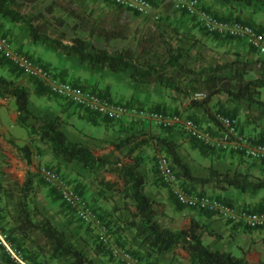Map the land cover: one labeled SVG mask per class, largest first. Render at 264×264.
<instances>
[{
	"label": "rangeland",
	"instance_id": "rangeland-1",
	"mask_svg": "<svg viewBox=\"0 0 264 264\" xmlns=\"http://www.w3.org/2000/svg\"><path fill=\"white\" fill-rule=\"evenodd\" d=\"M147 1L152 11L140 15L107 0H17L20 13L32 20L34 26L44 30L48 38L66 45H71V40L79 37L91 41L95 47L108 52L128 50L134 60L142 66L161 63L170 51H174L179 46L188 51L189 55L185 58L184 64L193 68L195 73L200 68L234 60H239L241 67L249 70L251 77L260 73L264 56L255 54L244 41L207 33L194 17L178 10L173 0ZM198 2L202 10L214 17L241 22H245L240 18L242 14L260 9L264 5L256 2L246 5L242 0H198ZM3 22L0 23V32L10 39L18 53L42 64L43 61L52 63L50 65L55 68L50 66L49 70L56 80L88 89L97 95L103 94L100 97L114 105L147 111H164L163 113L175 117H189L210 133L218 128L217 115L236 118L238 124L245 116H262L264 122V95L260 96L263 102L261 105L237 102L221 94L212 96L202 108H189L190 100L201 101L207 93L200 83H187L190 78L188 75H177L182 82L180 92L162 88L153 80L135 84L123 71L114 73L105 67H91L81 63L76 55L66 54L45 40L38 42L36 47L40 55L27 51L28 48L23 49V42L19 40L25 36L27 44L33 46L34 43L29 40L24 27L18 24L12 25V28L9 27L11 31L9 36L3 31ZM63 69L66 70V75L62 74ZM70 71L79 74L74 75ZM0 76L12 79L26 88L31 86L29 84L39 83L1 56ZM45 90L48 95L58 98L56 101L60 104L74 107L65 99ZM43 99L36 98L33 94L28 98L33 102L34 108L44 111L38 112L48 116L61 115V129L68 138L73 142L87 145L96 155L114 151L116 156L128 162L129 157L125 155L128 149L146 140L148 145L140 147L133 155L139 156L138 166L145 179V191L155 202L161 225L176 230L187 227L192 219H196L209 226L213 232V235L207 233L203 235L205 245L211 249L224 245L220 242L222 236L226 234L223 231L224 226L218 223L221 218L218 217L213 221L204 220L206 214L180 207L175 199L176 191H184L187 188L193 190L195 194L201 193L209 197L213 195L202 193L197 185L187 184L177 175L178 172L171 163L170 179L162 178L157 170V158L163 154L154 146V138L159 136L172 139L191 173L198 176L208 175L210 168L226 171V165L221 164V161L224 162L230 153L223 154L224 152L207 149L204 145L188 139L177 128L162 129L152 122L134 118L115 121L76 107L70 108L69 111L65 108L66 110L62 112L60 105L45 107L42 104ZM87 113L104 118V123L99 118V121L94 118L93 122L97 124L96 126L86 123L84 119H90V115L86 117ZM29 121L35 125L39 124L36 121ZM105 123H110V126ZM14 129L20 135L27 136L21 127L15 126ZM27 139V145L32 151L29 164L24 162L5 140L0 142V227L5 229H0V264H17L10 250L29 264H69L68 260L51 258L48 241L42 232L26 227L23 229L25 233H20L22 202L31 210L32 220L36 222L49 220L64 231L67 240L82 250L93 264H121L112 257V247L134 250L143 255L141 258L144 259L143 249L137 245L132 231L125 225L128 217L125 205L129 203L114 191L103 188L102 184L113 181L114 177L104 170L87 171L75 164L57 160L50 150L39 144L35 138ZM123 139L132 142L120 151H115V145ZM18 145L26 144L21 142ZM202 149L206 150L203 152ZM42 169L54 171L62 186L46 183L41 175ZM29 180L31 188L25 196L23 189ZM64 186L87 202L96 220L100 222L99 227L83 223L75 211L64 203L60 193V187ZM101 226L105 228L106 243L101 241L98 235ZM230 249L228 252L232 255L236 257L240 255L235 244ZM169 259L171 263L173 261L175 264H188L185 253L180 250L171 253ZM150 260L155 262L154 264L160 262L158 259L155 261L150 258Z\"/></svg>",
	"mask_w": 264,
	"mask_h": 264
},
{
	"label": "trees",
	"instance_id": "trees-1",
	"mask_svg": "<svg viewBox=\"0 0 264 264\" xmlns=\"http://www.w3.org/2000/svg\"><path fill=\"white\" fill-rule=\"evenodd\" d=\"M242 1L246 5H251L254 2L264 4V0ZM0 17L7 19L13 24L23 26L28 38L33 43L45 40L66 54L76 55L81 63H86L91 67H105L114 73L123 71L135 84L153 80L162 88L180 92L182 90V82L177 75H188L190 78H188L187 83H200L207 93L206 97L201 101L197 99L190 100L189 108H202L203 104L212 96L221 94L228 96L234 101L243 102L248 105H261L263 103L260 100V96L264 95V62L260 73L253 77L250 76L249 70L241 67L239 60L203 67L195 73L193 68L184 64L185 58L189 55L188 51L178 46L174 51H170L161 63L142 66L134 60V57L128 50L108 52L105 49L95 47L91 41H86L79 37L73 38L71 45L48 38L44 30H40L38 26H34L32 20L20 13L17 0H0ZM235 22L248 25L246 22L237 20ZM251 27L257 28L256 26ZM253 52L257 54L255 51ZM28 58L34 60L31 57ZM42 66L49 70V65L42 64ZM37 85L42 87L39 83ZM99 96H103V94ZM7 97L14 100L17 112L16 124L26 131L29 138H35L39 144L46 146L55 159L68 164H75L87 171L104 170L114 177L113 181L104 182L102 185L104 189L114 191L126 203H129V205H125V209L128 211L125 225L132 231L133 239H135L137 245L143 249L145 258L142 259L143 255L134 250H125L140 261L155 263L150 260L153 255H166L180 250L185 253L188 264H249L244 258L236 257L228 251L211 249L205 245L203 243V235L206 233L213 235V232L209 226L196 219H192L187 227L176 230L161 225L159 215L156 212L155 202L145 191V179L139 171L138 166L139 156L137 157V154L133 155L140 147L148 145L146 140L128 149L125 154L126 157H129L128 162H124L116 156L114 151L96 155L87 145L73 142L68 138L61 129L62 119L60 116H48L40 112L32 113L29 109L28 91L12 79L0 76V98ZM29 120L39 122V124L35 125ZM192 120L195 121L194 119ZM192 141L200 144L195 140ZM253 141L264 144L263 141L255 139ZM131 142L129 139H123L115 145L114 150L120 151L125 146L130 145ZM8 143L24 162L28 164L31 162L32 151L27 144L18 145L12 141H8ZM154 146L163 155L167 156L173 168L178 172L177 175L189 185L200 187L212 186L217 190L232 188L242 192L246 190H264V181H257L242 174H230L229 172H221L210 168L206 176L193 175L188 165L180 157L177 145L170 138L157 136L154 138ZM205 150L202 149L203 152ZM237 155L242 157L240 154ZM256 163L264 165V162ZM30 188L31 183L29 180L23 189L25 196L29 193ZM184 192L195 194L190 188L185 189ZM213 198L221 202L218 197ZM178 205L185 207L179 203ZM21 207L22 211L19 220L22 228L20 233L24 234L23 229L26 227H31L35 231L42 232L44 238L48 241L52 259L68 260L69 264H93L91 259L82 250L67 240L64 231L54 226L47 219H43L41 222L32 220L29 207H26V204L23 202L21 203ZM191 210L206 214L207 216L212 215L206 211ZM262 211L264 209L253 212ZM0 229L5 230L3 227H0Z\"/></svg>",
	"mask_w": 264,
	"mask_h": 264
},
{
	"label": "built area",
	"instance_id": "built-area-1",
	"mask_svg": "<svg viewBox=\"0 0 264 264\" xmlns=\"http://www.w3.org/2000/svg\"><path fill=\"white\" fill-rule=\"evenodd\" d=\"M116 6L134 11L140 15H146L152 11L147 0H107ZM175 7L194 17L203 29L210 34L228 36L244 41L249 48L258 55L264 56V34L257 28L235 21L217 19L199 7L198 0H173ZM0 56L9 60L14 66L22 70L27 76L38 81L43 88L53 95L61 97L76 108L89 111L108 119L123 121L126 118H134L139 121L152 122L162 129L178 128L184 135L199 142L207 148L220 152H235L243 158L264 162V144L256 143L253 139L241 134L238 129L236 118L217 115L218 128L215 132H208L202 129L195 121L187 117H175L163 112L139 110L124 105H114L109 100L92 93L88 89H81L67 82L56 80L50 70L42 66L38 61L31 60L15 50L12 42L0 34ZM157 170L164 179H170V162L165 155L157 158ZM43 180L54 186H62L56 173L50 169H42ZM60 193L64 203L75 211L77 217L85 224L100 226L90 206L74 191L60 187ZM175 198L178 203L191 209L206 211L219 218L229 220H241L243 225L251 230L264 228V211L245 212L240 215L234 208L223 204L213 197L200 194L176 191ZM105 228L100 227L99 238L104 243L107 238L104 234ZM10 254L17 264H29L18 258L11 250ZM111 255L121 264H154L147 261H140L128 251L112 247Z\"/></svg>",
	"mask_w": 264,
	"mask_h": 264
},
{
	"label": "crops",
	"instance_id": "crops-1",
	"mask_svg": "<svg viewBox=\"0 0 264 264\" xmlns=\"http://www.w3.org/2000/svg\"><path fill=\"white\" fill-rule=\"evenodd\" d=\"M1 18V17H0ZM243 21H245L248 25L256 26L259 31L264 33V5L260 9H255L252 12H246L241 15L240 17ZM0 23L3 21V31L7 35H11V31H9V27L12 28L13 24L12 22L8 21L7 19H0ZM16 28V27H15ZM18 38V36H17ZM30 40V39H29ZM23 42L22 48L27 49V51H32L36 55H40V51L36 48L38 47V43H34L33 46L27 44L28 41L25 36H23L22 40H19ZM31 41V40H30ZM30 47H29V46ZM31 48V49H29ZM44 64H47L51 66L50 62L43 61ZM52 68H55L54 66H51ZM58 68V67H57ZM66 68V67H63ZM61 69V68H58ZM68 73V72H67ZM70 73L76 75L79 74L76 71H70ZM62 74L66 75V70H62ZM31 86H28L27 88L24 87L28 91V98L30 94H33L36 98H44L43 99V105L45 107H50L52 105H60L62 107V112L66 110L65 108H68V111L73 109L72 107L65 106V104H60L53 98L54 96L48 95L47 91L43 89L42 87H39L37 83L35 85L29 84ZM40 93V94H39ZM51 96V97H49ZM29 101V109L33 113L42 111L41 109L34 108L33 102ZM61 101V100H58ZM64 103V102H62ZM70 105V104H69ZM58 115H60L57 112ZM90 115V119H84L86 120V123H89L90 125H97L94 124V118L99 121L103 122L104 118L97 117V115L94 114H86ZM61 116V115H60ZM99 118V119H98ZM263 117L262 116H245L242 117L238 129L241 132V134L251 137L252 139H255L257 141H263L264 142V122H262ZM17 120V112L14 100L11 98H0V142L2 140H5L6 143L8 141H12L16 144H27L28 142V135L22 136L18 132L15 131L14 127L18 126L16 124ZM104 123V122H103ZM108 126H110V123H105ZM25 131V130H24ZM26 132V131H25ZM9 144V143H8ZM230 153L229 157L225 158L224 162L221 161V164L226 165V171L230 174H242L246 175L247 177L251 179H256L257 181H264V165L260 163H256L253 161H248L247 159L240 157L239 155L235 154L234 152H225ZM223 153V154H225ZM247 160V161H246ZM196 187V186H195ZM199 190L203 192H207L210 195H213V197H218L221 202L227 206H230L234 208L236 212H238L240 215L244 214L245 212H253L264 209V190H246V191H239L232 188H226L225 190H217L213 188L212 186H199ZM203 217V216H202ZM204 220L213 221L215 219H218V216H206L203 218ZM221 225H223V231L226 232L225 235L222 236L223 239L220 240L223 246L217 247V250L220 251H228L231 250L232 245H236V247L240 251V255L238 257L244 258L246 262L249 264H264V229L261 230H249L246 226L243 225L241 220H229L227 218H221V220L218 222ZM221 238V237H219ZM217 240V239H216ZM215 240V241H216ZM170 254L166 255H153L151 259L157 261V259L161 262V264H175V262L169 259ZM186 256V255H185ZM159 262V264H160Z\"/></svg>",
	"mask_w": 264,
	"mask_h": 264
}]
</instances>
